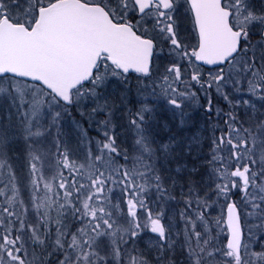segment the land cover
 Instances as JSON below:
<instances>
[{
  "label": "snow or ice",
  "instance_id": "1",
  "mask_svg": "<svg viewBox=\"0 0 264 264\" xmlns=\"http://www.w3.org/2000/svg\"><path fill=\"white\" fill-rule=\"evenodd\" d=\"M0 264H264V0H0Z\"/></svg>",
  "mask_w": 264,
  "mask_h": 264
}]
</instances>
